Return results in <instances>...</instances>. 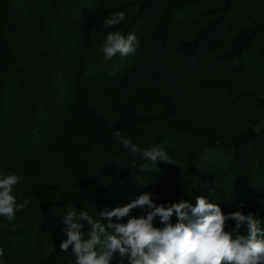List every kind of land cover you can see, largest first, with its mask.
I'll return each mask as SVG.
<instances>
[{
    "label": "trees",
    "instance_id": "1",
    "mask_svg": "<svg viewBox=\"0 0 264 264\" xmlns=\"http://www.w3.org/2000/svg\"><path fill=\"white\" fill-rule=\"evenodd\" d=\"M100 1L107 4L116 0ZM21 2L25 12L13 0L0 6V93L6 89L17 92L21 87L31 100L45 102L57 115L58 99L46 95L40 74L53 82L58 75L73 74L77 47L66 39V52L62 51L57 38L31 16V0ZM133 2L130 11H123L125 21L112 29L123 35L134 33L139 41L135 52L116 55L114 72L79 84L67 124L56 137L40 140L37 160L9 152L5 169L56 160L72 170L71 195L91 188L98 192L93 197L95 202L103 198L107 202L112 183L148 163L129 157L113 142V131L120 130L139 147L158 145L168 154L173 151V135H197L198 148L219 146L223 155L230 156L231 166L220 191L223 213L245 212L264 202V128L249 123L234 129L230 123L239 116L264 117V96L253 95L245 104L221 108L192 88V83L207 82L233 90L240 77L250 85L264 87V0ZM58 18L68 23V15L59 14ZM69 22L77 26L76 21ZM104 30L108 29H103L101 22L90 24L95 35ZM122 58L126 62L120 64ZM96 94L103 96L101 103L94 99ZM209 94L221 98L220 93ZM5 98L1 105L13 107L11 99L7 101L9 95ZM192 160L197 176L205 179L211 171L209 166L197 154ZM55 207L48 204L36 214L42 217L46 212L43 216L50 224L55 217H49V210ZM28 218L36 223L24 224L27 218H14L5 226L9 230H0V259L4 264L26 260L64 264L75 260L71 246L65 252L58 245L51 254L40 256L51 234L47 238L48 229L45 221L39 222L41 218L32 214Z\"/></svg>",
    "mask_w": 264,
    "mask_h": 264
},
{
    "label": "rangeland",
    "instance_id": "2",
    "mask_svg": "<svg viewBox=\"0 0 264 264\" xmlns=\"http://www.w3.org/2000/svg\"><path fill=\"white\" fill-rule=\"evenodd\" d=\"M6 1L0 0V6H3ZM13 2L18 9L25 12L21 0H13ZM133 5V0H116L107 4H102L100 0H31L30 2L31 16L43 23L48 32L57 38L62 51L66 52L64 43L66 39L75 45L78 51V56L72 61L73 74L58 75L54 82L40 74L41 87L46 95L55 96L58 99L57 115L45 102L31 100L21 87L17 89V92L6 89L5 93H0V170L21 172L20 174L15 172L22 177V180L14 186L13 194L18 204L25 201L27 203L20 211L15 212L14 218L24 220L27 218L24 224L27 222L35 224L36 221L28 218L32 214L41 218L39 222L45 221L46 223L44 226L49 233L47 238L50 234L51 238L46 246H42L43 250L40 252V256L51 254L53 248L60 244H56V242L65 239L59 224L60 217L66 213L64 211L74 209L79 212L84 210L88 211L94 219H98L97 213L111 209L116 205L122 206L143 192L153 193L156 203L187 200L194 205L195 197L205 196L210 202L217 203L221 208L220 191L231 166L230 156L223 155L219 146L217 148L207 147L205 150H203V146L198 148L197 135H173V139L170 141L174 143L173 151L169 153L173 164H165L157 159L154 164L148 162L141 165L137 170L131 172V176L125 175L111 184L107 202L104 198L95 202L93 197L98 192L91 188L71 195L72 170L69 166L56 160L42 163L36 161L21 169H5L6 157L9 152H13L18 157L24 156L37 160L40 140L46 138L49 141L56 137L60 129L67 124V119L78 98L79 84L92 76L115 71L116 56L105 60L102 48L106 34L109 31H119L111 28L95 35L90 31V24L96 21L102 23L104 17L116 11H130ZM59 14L68 15V23L60 21ZM73 20L77 23L76 27L69 24V21ZM119 62L123 64L126 60L122 58ZM261 65L264 67V63ZM192 88L197 95L221 108L239 103L245 104L253 95L264 96V87H259L257 83L250 85L243 77L238 78L233 90H227L207 82L192 83ZM210 92L220 93L221 98L215 99L212 94H209ZM6 96L7 101L11 99L13 107L1 105V102L5 103ZM102 98L103 96L100 94L94 95V99L98 103L103 101ZM230 123L234 129L244 128L249 123H253L254 128L259 129L264 128V117L260 115L239 116L230 119ZM42 133L43 135L40 137ZM1 146L2 150L5 149L4 152L1 150ZM195 154L209 166L208 171L211 169L205 179L197 176L192 160ZM238 177L239 175L235 174L237 182H239ZM48 204H56L55 208L49 210L52 213L49 217H55L50 221V224L49 220L43 216L46 212H43L42 217L38 216L40 214H36ZM78 207L79 210H77ZM138 212V208L132 209L129 215L135 216ZM248 212L258 215L264 223V202L242 213ZM0 218L2 220L0 230H9L10 227L8 229L5 226L9 225L10 221ZM126 219L127 217L122 218L121 222H125ZM172 223H175V215L172 217ZM232 225L233 222L229 221L228 226ZM154 226L160 225L154 223ZM84 231H87V226ZM240 233L245 234V229L241 228ZM55 255L57 256V254ZM74 261L64 264H74ZM20 264L34 263L26 260ZM44 264L57 263L52 260V263Z\"/></svg>",
    "mask_w": 264,
    "mask_h": 264
},
{
    "label": "clouds",
    "instance_id": "3",
    "mask_svg": "<svg viewBox=\"0 0 264 264\" xmlns=\"http://www.w3.org/2000/svg\"><path fill=\"white\" fill-rule=\"evenodd\" d=\"M123 21L125 13L116 11L103 18V29ZM138 46L134 33L109 31L102 52L104 59L110 60L116 55L133 54ZM112 139L129 157L153 164L157 159L173 164L158 145L139 147L120 130L112 132ZM21 180L15 172L0 170V217L6 220L14 219L15 212L27 203L18 204L13 194L14 186ZM136 208L139 212L130 216ZM97 216L94 219L88 211L73 209L60 217V231L65 239L59 248L67 252L71 246L74 264H264V223L260 217L239 210L223 213L217 203L205 196L195 197L194 205L187 200L156 203L153 193L143 192ZM125 217L126 221L121 222ZM229 221L232 226H228ZM241 228L245 234L240 233ZM0 264H4L3 259Z\"/></svg>",
    "mask_w": 264,
    "mask_h": 264
}]
</instances>
